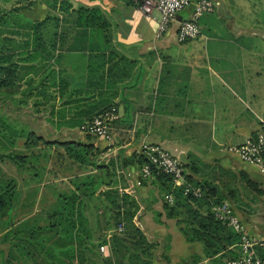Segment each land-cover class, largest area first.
I'll use <instances>...</instances> for the list:
<instances>
[{
  "label": "crops",
  "instance_id": "0c3cea01",
  "mask_svg": "<svg viewBox=\"0 0 264 264\" xmlns=\"http://www.w3.org/2000/svg\"><path fill=\"white\" fill-rule=\"evenodd\" d=\"M70 1L74 7H95L102 12L106 51H89L88 42L75 39L70 30L65 46L56 52L61 53L57 67H51L65 75V95L87 98L65 105L66 119L91 106L116 107L118 118L111 124V140L104 143L107 148L101 158L122 161L138 153L142 141L157 143L182 162L190 183L207 181L221 187L229 176L242 171L264 187V177L255 167L242 163L233 150L264 121V20L259 25L256 19L247 20L238 13L235 21L231 8L223 0H215L224 22L209 20L206 33L199 26V36L178 42L177 22L155 37L158 13L153 11L146 18L140 6L143 0ZM13 2L8 8L0 3V9L18 10L21 5ZM242 9L259 12L264 18L263 6ZM191 10L192 5L179 12L177 21ZM116 174L126 179L119 185L126 189L123 194L139 205L135 223L147 237L172 239V247L162 248L165 257H155L152 264L226 263V256H199L202 244L186 241L175 221L171 228L172 218L163 208L169 182L152 175L139 183L135 163L120 165ZM240 179L237 174L235 180L240 183ZM195 256L202 258L193 261Z\"/></svg>",
  "mask_w": 264,
  "mask_h": 264
},
{
  "label": "trees",
  "instance_id": "16d2710c",
  "mask_svg": "<svg viewBox=\"0 0 264 264\" xmlns=\"http://www.w3.org/2000/svg\"><path fill=\"white\" fill-rule=\"evenodd\" d=\"M51 5L59 13L69 19L65 31H56L52 39L46 40L42 34V27L49 19L57 20L55 16H47L40 21L23 22L20 25L21 30L15 29L14 24H8L6 13L0 9V108L3 106L4 113L0 114V160H9L16 164L20 169L25 167L24 163L29 155L15 150L17 138L24 137L25 148L35 146V141L40 136L34 135V130L27 127H17L9 114L13 113V107H10L8 101H17L20 104L27 103L28 98L35 96L44 88L42 94L47 99H53L50 104L49 114L58 116L55 125L58 129L65 127L72 129L80 127L85 121L91 120L95 115L103 110L110 108L88 107L79 110L66 119L65 105L73 103L74 105L86 97L65 95V75L59 73L55 68H48L42 75L40 83L32 85L34 77L30 74L20 78L19 69L40 66V59L43 55L59 58L65 46V38L74 32L75 39H84L88 42L89 51L102 53L106 51L102 39L107 37L103 34L102 12L95 7L78 6L74 7L70 0H50ZM16 10V9H15ZM11 11V10H10ZM71 15L73 18L70 19ZM11 27V29H9ZM73 28V29H72ZM15 36L23 37L16 41ZM107 45V44H106ZM74 48H81L77 45ZM50 60V59H49ZM54 67V66H53ZM49 77L51 78L49 80ZM56 77V78H55ZM49 81L48 84L45 82ZM21 83L29 85L22 89L23 98L15 99V94L20 89ZM52 89L48 91V89ZM58 98V99H57ZM58 100V107L55 100ZM33 106L43 105L44 100L36 97L33 99ZM76 109V108H74ZM54 120V119H52ZM43 143L47 146L53 144H62L65 147L67 156L82 166H91L95 170L83 174L82 176H73L71 182L73 188L69 191L60 192L57 195L55 204L52 207L50 216L52 222L40 224L37 219L33 222L23 221L18 225H12V207L18 195L17 182L13 177H7L0 166V217L7 215L5 225L6 229L1 236V242L7 245L6 255L3 257L2 264H96V261L90 256L92 252L93 235L89 227V219L85 214L87 202L85 200H98L102 203L103 198L107 199L111 206L109 209L113 212V233L109 238H102L96 245L97 250L103 245H108L109 254H99L103 264H152L154 261V250L160 245L156 241L150 240L144 231L138 226L134 217L137 214L139 205L137 201L127 195L118 192L115 187V171L112 165L119 166L129 163H135L139 167L148 160L138 153H134L129 159L119 161L110 157L108 164H102L101 153L95 149L91 143H84L76 140L57 141L55 139H46ZM33 168V167H32ZM29 167V170L31 169ZM33 175L37 171L33 168ZM248 187H257L258 184L252 181L244 172L239 173ZM152 175L158 179L169 182L167 194L173 195V202L169 203L163 197V208L167 217L174 218L179 216L181 210H184V218L177 219L176 224L179 230L188 242H199L203 246V253L206 257L236 255L233 249L238 243V235L226 224L219 222L212 213V205L219 204L225 199L220 186L211 184L207 181L199 182L194 186L200 187L203 194L196 198L190 194H183V187L174 186L170 177L152 169ZM235 175L231 177L234 179ZM188 180V177H186ZM104 187V188H103ZM259 187V186H258ZM260 188V187H259ZM264 189H257L258 194H262ZM229 194H232L229 192ZM29 221V220H28ZM122 224V231H117L118 225ZM161 248H167L165 243ZM89 251V252H88ZM264 261V249L259 251Z\"/></svg>",
  "mask_w": 264,
  "mask_h": 264
},
{
  "label": "rangeland",
  "instance_id": "374dc122",
  "mask_svg": "<svg viewBox=\"0 0 264 264\" xmlns=\"http://www.w3.org/2000/svg\"><path fill=\"white\" fill-rule=\"evenodd\" d=\"M15 1H17L21 6H19L18 10L9 11L8 13H6L7 23L14 24V26H16L13 27L14 28L13 30H15L16 28L21 30L20 25L18 24L20 22L38 21L43 19L46 15H49V16H55L57 20L49 19L47 23H45L41 28L42 34L44 35L46 40L49 41L50 39H52L53 34L56 31L58 32L65 31V20L68 19L69 17H65L63 14L59 13V11L53 8L50 0H15ZM223 1L224 3H226L228 9L231 8L233 12L232 15L235 21L237 20L236 16L238 15V13L242 14V17L245 16L247 20L253 21L256 19V21L259 22V25L261 24L260 20L261 19L264 20L263 16L261 17L259 12L257 13L253 11L248 12L246 11L247 9H242L245 7H249V10H251L254 5L255 6L259 5L260 7L262 6L264 7V0H223ZM2 2H5L6 5H8L7 8L10 7L11 4H15L13 0H0V3ZM209 20L211 21L216 20L221 23L224 22V19L220 17V14L218 12V7H216L212 13H205L200 18L199 26L202 27L201 28L202 32L205 33L207 32V27L204 26ZM2 27L5 28L6 26H1L0 29H3ZM9 29H11V27H9ZM15 38L16 41H18L23 37L15 36ZM59 50H61L60 47ZM40 62H41L40 66H34L26 69L21 67L18 71L19 77L24 78V75L30 72V74H32L34 77V81L32 82V85H37L38 83H40L43 73L48 68H50L51 65H55L57 67L56 65L57 57H55V55L53 56L43 55L40 59ZM59 75L60 73H58L56 77L58 78ZM50 79L51 78L49 77V80ZM48 83L49 81L45 82V84ZM28 86L29 85L27 84L21 83L20 89H18V91L14 96L16 100H18L21 97L23 98V95L21 93L22 89L24 90ZM46 88L47 87H45V89ZM43 90L44 88H40V90H38L35 96L29 97L26 104H24L23 102H21L20 104H16L18 102L17 101L15 102L13 100L8 101L7 103L10 107H13L12 110L13 113L9 114V119H11V121L17 127L25 126L27 128L33 129L34 135L40 136V139H37L35 141V146H33L32 148H25L24 137L17 138L14 147L15 150L21 153H27V155H29L24 163L25 167H22V169H20L16 164L10 162L7 159L0 160V166L4 174H6L7 177L15 178L17 182L18 195L14 201L12 211L9 212L12 215V221H13L12 225L15 226L23 221H27L31 223L33 222V219H37V223L40 224H44V223L46 224L52 222V217L50 216V213L52 212V207L56 202L59 191L65 192L73 188V183L71 182L73 176H77V175L82 176L83 174L89 173L91 171L92 172L95 171L91 166L85 167L71 160L67 156V153L65 152V147L62 144L59 145L53 144L51 146H47L43 143L44 140L46 139H55L57 141L76 140V141H82L84 143H91L92 146L99 151L101 150L105 151L107 148L103 146L104 143L107 141H103L92 135H88L82 132L80 130V127H75L72 129H65V127H62L58 129L57 126L55 125L58 116L56 114L54 116L49 114V111L51 109L50 104L53 102V99L50 98L46 100L43 97L44 95L42 94ZM51 90L52 89H48V91ZM34 97L36 98L39 97V99L44 100L45 101L44 104L33 106ZM1 113H4L3 106H1L0 108V114ZM261 123L257 128V130L261 127ZM110 140L108 142H110ZM110 157L111 156L102 157L101 163L108 164ZM29 167L35 168V170L37 171V175H33L32 173L34 172V170L33 168L32 170L31 169L29 170ZM112 167L114 168L116 174V168L118 169L120 168L119 164H117L116 162V164L112 165ZM240 172L242 171H239L237 174L241 178L239 174ZM116 175H120V174H116ZM236 176L234 179H231V176H229V179L227 178L228 181L225 183L224 186L221 187L222 193L225 195V199H223V201L230 203V205L233 207L237 215L246 224L247 229L251 235L255 237L264 238V192L262 194L257 193V189L260 188L264 189V187L260 186L257 180H252V181L256 182L260 188L258 186L248 187L244 182V180L240 179V183L236 181L235 180ZM185 178H186V173H185ZM114 179L118 189L121 188L119 185L123 186L126 183V179H124L123 176L121 175L114 177ZM144 181H145L144 179H140L138 182L143 183ZM190 184L191 186H194L193 183ZM121 189L123 190V188ZM124 190L121 191V194L125 192ZM231 191L232 194H229V192L231 193ZM85 202H87L85 208V214L88 216L90 223L89 227L92 230V235H93L92 252L91 251L88 252L90 256H92V258L96 261V264H103L101 258H99V254L104 253L108 255L109 247L108 245H103L104 250L101 251L99 247V251H98L96 244L100 242L102 238H104L105 236L106 238H109L111 234L114 232L113 229H111L113 228L115 222L113 219L114 214L112 210L109 209V206H111L109 201L105 198H103L102 203L98 200H85ZM184 215H185L184 210H181L179 216L172 218V220L169 221L172 223L171 228L173 227L174 221L176 223L177 219L184 218ZM6 216L7 215L0 217V264H2L3 257L6 255L7 252V245L1 242V236L6 229V225H5V221L7 218ZM134 221H136L135 217H134ZM137 225L140 226L138 223ZM141 225L144 226L145 225L144 222L141 223ZM146 228H147V232L151 234V229L148 227ZM163 237L164 238L161 239L157 238L151 240L156 241L160 245L165 243L167 248L168 245L172 247L171 237L170 238H167V236H163ZM160 245H158L154 250L155 251L154 258L165 257V253ZM199 256L206 257L203 251H202V255ZM199 256L193 257V261L199 260L200 258ZM206 258H210V257H206ZM74 264H78V263L74 262Z\"/></svg>",
  "mask_w": 264,
  "mask_h": 264
},
{
  "label": "built area",
  "instance_id": "2783aa9c",
  "mask_svg": "<svg viewBox=\"0 0 264 264\" xmlns=\"http://www.w3.org/2000/svg\"><path fill=\"white\" fill-rule=\"evenodd\" d=\"M191 5L190 14L177 21V14ZM217 5L215 0H143L140 6L146 18L152 17L153 11L158 13L155 37L158 38L166 33L170 24L177 22L176 38L178 42H185L200 35L199 18L205 13H212ZM117 118L118 111L116 107L112 106L83 123L80 130L108 142L111 139V124ZM233 150L241 162L257 168L264 177V121L253 136L243 144L234 147ZM138 154L148 160V163L139 167L140 179H149L152 176V169H156L170 177L173 187H183L184 195L190 194L196 198L202 196L201 188L191 186L186 180L182 162L162 145L142 142ZM123 190L118 189L119 192ZM164 198L169 203L173 202L171 193L166 194ZM211 209L214 217L219 222L231 227L239 238L234 247L236 255L228 258L225 264H263L259 251L264 249V238L255 237L249 233L246 224L230 203L222 201L219 204H213ZM122 229V224L118 225L117 230L122 231ZM100 250L103 251L104 247H101Z\"/></svg>",
  "mask_w": 264,
  "mask_h": 264
}]
</instances>
